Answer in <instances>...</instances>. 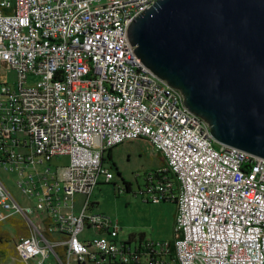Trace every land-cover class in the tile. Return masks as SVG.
<instances>
[{
    "label": "built area",
    "instance_id": "built-area-1",
    "mask_svg": "<svg viewBox=\"0 0 264 264\" xmlns=\"http://www.w3.org/2000/svg\"><path fill=\"white\" fill-rule=\"evenodd\" d=\"M154 2L0 0V167L33 171L17 182L25 205L0 179V221L23 223L0 264H264V159L218 145L136 56L128 28ZM137 140L166 163L139 193L175 203L172 256L170 242L118 240L92 212L113 178L104 153Z\"/></svg>",
    "mask_w": 264,
    "mask_h": 264
},
{
    "label": "water",
    "instance_id": "water-1",
    "mask_svg": "<svg viewBox=\"0 0 264 264\" xmlns=\"http://www.w3.org/2000/svg\"><path fill=\"white\" fill-rule=\"evenodd\" d=\"M127 36L218 145L264 159V0H155Z\"/></svg>",
    "mask_w": 264,
    "mask_h": 264
},
{
    "label": "rangeland",
    "instance_id": "rangeland-1",
    "mask_svg": "<svg viewBox=\"0 0 264 264\" xmlns=\"http://www.w3.org/2000/svg\"><path fill=\"white\" fill-rule=\"evenodd\" d=\"M10 78H13V74ZM107 152L104 153L103 164L112 173L113 178L109 182H105L102 176L99 178L89 198L94 205L92 212L102 213L113 223H117L121 229L118 240L127 241L132 237L135 240L131 242L132 246L140 237L155 242L173 243L176 205L172 202H145L139 193L144 175L164 166L160 156L139 141L126 142L113 147L110 150V158L107 157ZM68 163L69 158L62 157L53 160L51 165L54 170L55 167L65 166ZM8 168L9 170H5L4 167H0V179L14 199L19 204L25 205L27 198L17 182L28 179L33 171L31 167H27L23 169L21 176L19 168L15 165H8ZM127 183L130 185V191L126 189ZM6 214L7 212L0 208V220ZM13 218L21 220L17 215ZM0 232L16 238L15 230L9 221H0ZM8 243V247H12V244Z\"/></svg>",
    "mask_w": 264,
    "mask_h": 264
},
{
    "label": "trees",
    "instance_id": "trees-1",
    "mask_svg": "<svg viewBox=\"0 0 264 264\" xmlns=\"http://www.w3.org/2000/svg\"><path fill=\"white\" fill-rule=\"evenodd\" d=\"M107 157L108 158H110V150H108V152H107ZM158 156H160V158L162 159V161L164 162V166H162L163 168L165 167V161H164V159L161 157V155H159V154H157ZM104 161H105V158H104V156L102 157V162L104 163ZM112 166H114V164L112 165ZM156 170L157 169H155V170H152V171H150V172H152V173H154V175H155V179H160L161 180V177L157 174V172H156ZM165 175H166V177L168 178V179H174V177H173V175H172V173H170L169 171H167V172H165ZM126 186H127V191H130L131 189H130V185L127 183L126 184ZM163 202H170V201H163ZM172 203H174V202H172ZM175 204V203H174ZM7 221H9V223H10V225H11V227H13L14 228V226H15V233L14 234H16V235H18L19 234V232L17 231V229L16 228H22L23 229V223H22V221L21 220H16V219H14V218H10V219H7ZM12 224H15V225H12ZM24 233V232H23ZM130 239H132V240H134V238H132V237H129ZM143 239V237H140L139 238V240H142ZM11 240V237H10V235L8 234V233H1L0 232V251H2L3 252V246L4 245H6L9 241ZM173 252H174V250H173V247H172V245H171V242H170V248H169V254L172 256L173 255Z\"/></svg>",
    "mask_w": 264,
    "mask_h": 264
},
{
    "label": "crops",
    "instance_id": "crops-1",
    "mask_svg": "<svg viewBox=\"0 0 264 264\" xmlns=\"http://www.w3.org/2000/svg\"><path fill=\"white\" fill-rule=\"evenodd\" d=\"M137 141H139V142H141V143H143L144 145H146V146H148L149 148H151V146L149 145V143H147L146 141H143V140H137ZM152 149V148H151ZM17 220V219H16ZM12 225H15V224H12ZM13 228V227H12ZM14 230H15V226H14V228H13ZM17 229V231L19 232V234L22 232V228H16ZM16 231V230H15ZM16 235V234H15ZM5 247V245L2 247V248H4Z\"/></svg>",
    "mask_w": 264,
    "mask_h": 264
}]
</instances>
